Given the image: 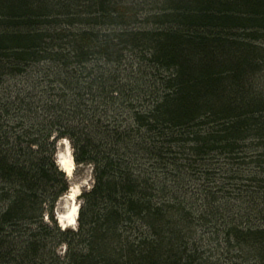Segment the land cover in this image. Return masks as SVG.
Instances as JSON below:
<instances>
[{"label": "trees", "instance_id": "trees-1", "mask_svg": "<svg viewBox=\"0 0 264 264\" xmlns=\"http://www.w3.org/2000/svg\"><path fill=\"white\" fill-rule=\"evenodd\" d=\"M233 263L264 264V0H0V264Z\"/></svg>", "mask_w": 264, "mask_h": 264}, {"label": "bare ground", "instance_id": "bare-ground-1", "mask_svg": "<svg viewBox=\"0 0 264 264\" xmlns=\"http://www.w3.org/2000/svg\"><path fill=\"white\" fill-rule=\"evenodd\" d=\"M62 144L65 146L64 151L60 149L62 147L61 146ZM57 148H58V152L55 156L56 164L63 172H65L69 181H71L69 189L63 194V196L65 197L67 194L69 195L70 193L69 199L71 201V205L69 208L65 209L64 211H59V209H57L55 213L59 219V223H60L59 226L62 229H68V228L76 229L78 228V225H79L78 213L80 212V209L84 203L81 196L85 191H89L93 187L95 183V179H94V183L92 187L89 189H83V188H86L85 186L89 184V180L91 178L90 174L86 176V178L82 180L81 182L72 183V179L70 178V175H72L75 169L76 163L73 158V153L70 147V143L68 142L67 139L63 138L62 140L58 142ZM93 178H94V175H93ZM82 189L83 191H81ZM77 197H79L80 203H77L76 201ZM46 216H45V220L48 221L49 216L48 215Z\"/></svg>", "mask_w": 264, "mask_h": 264}, {"label": "rangeland", "instance_id": "rangeland-1", "mask_svg": "<svg viewBox=\"0 0 264 264\" xmlns=\"http://www.w3.org/2000/svg\"><path fill=\"white\" fill-rule=\"evenodd\" d=\"M149 6H151V4H146L143 7L144 8L143 11L140 12L141 18H145L146 16H149L150 14L154 13L155 10L149 9ZM61 146L62 147L60 149H62V151H64L65 146L63 144ZM70 147H71V150H72V153H73V147L71 146V143H70ZM89 174H90V177H91L90 180H89V184L87 186H85L86 188H83V189H89V188L92 187V185L94 183L92 165H90V164H84V165L75 164V169H74L72 175H70V178L72 179V183H74V182L75 183H79L82 180H84L86 178V176H88ZM83 189L81 191H83ZM69 197H70V193H69V195L67 194L65 197L62 196L60 198L59 202L57 203V209H59V211H64L65 209L70 207L71 201H70ZM76 201H77V203H80L79 197L76 198ZM78 215H79V213H78ZM57 221H58V224H60L58 218H57ZM76 227H77V225H76ZM64 248H65V246L62 245L60 249L63 250Z\"/></svg>", "mask_w": 264, "mask_h": 264}]
</instances>
